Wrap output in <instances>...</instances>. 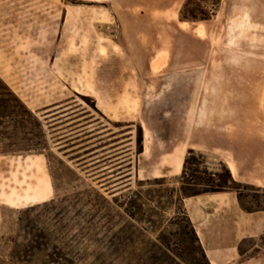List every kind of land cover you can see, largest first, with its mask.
Returning <instances> with one entry per match:
<instances>
[{"label":"rangeland","instance_id":"374dc122","mask_svg":"<svg viewBox=\"0 0 264 264\" xmlns=\"http://www.w3.org/2000/svg\"><path fill=\"white\" fill-rule=\"evenodd\" d=\"M62 1L68 17L62 33L51 34V49L35 50L30 65L21 63L25 49L15 52L18 60L0 64V78L39 120L46 140V149L0 154V255L9 253L8 239L18 237L27 212L46 229L50 243L59 239L65 252L84 255L88 263L101 250L95 240L105 236L112 264H194L196 259L206 264L178 200L181 174L159 180L128 174L138 125L160 139L174 138L176 146L193 133L200 139L201 123L217 121L212 111L219 106L232 109L256 100L264 105V49L251 48L260 34L247 26L236 30L235 4L220 7L222 0L186 5L184 12L195 18L188 25L205 27L201 38L188 26L171 32L170 20L152 14L165 3ZM185 1L166 3L169 13L178 11L180 20ZM61 10L52 6V27L59 25ZM238 10L261 14L264 2H245ZM161 37L171 46L151 61ZM194 152L196 162L185 166V180L194 172L225 173L221 162ZM238 183L230 192L240 208L264 210V188ZM185 188L208 189L204 182ZM90 189L108 204L94 200ZM257 243L264 248V235ZM245 248L250 250L252 241Z\"/></svg>","mask_w":264,"mask_h":264},{"label":"crops","instance_id":"0c3cea01","mask_svg":"<svg viewBox=\"0 0 264 264\" xmlns=\"http://www.w3.org/2000/svg\"><path fill=\"white\" fill-rule=\"evenodd\" d=\"M138 1L165 3L152 14L170 20L171 32L174 29L184 32L185 26H188L189 33L197 38L206 34L204 26L201 30L180 21L178 11L174 10L172 15L169 13L170 7L166 3H181L185 0ZM253 1L264 2L222 0L220 7L223 3H234L236 30L247 26L251 33L260 34V39L255 41L252 38L254 42L251 48L264 49V11L259 14L257 11L238 10L239 5ZM59 5L62 6L61 20L57 27H52V6L59 8ZM67 8L62 0H0V60H4L0 64L8 59L18 60L15 53L18 49L27 50L21 62L25 60L27 65L34 63L35 50H50L51 34L62 33L68 17ZM53 18L57 20L58 13ZM246 18L249 19L247 23ZM157 30L160 31L159 28ZM141 31L140 35L146 34ZM159 41L153 46L155 54L151 61L171 46V42H168L170 46L166 45L162 37ZM153 69H156L155 63ZM100 110L107 114L108 110L101 107ZM212 112L219 115L218 120L199 124L204 131L200 139L193 133L176 146L174 138L160 139L154 130L141 124L142 152L133 156L134 164L128 168V174H133L139 180L179 176L181 173L176 174L172 169L173 162L181 157L184 159V152L193 150L224 164L236 182L264 188V105H259L256 100L250 105H236L232 109L219 106ZM127 139L131 140L132 137ZM128 158L131 159L132 155ZM182 206L209 264H264V248H260L257 243L264 235V210H242L236 194L230 191L184 197ZM248 241H252L250 250L245 248ZM251 251H255L254 254L244 259Z\"/></svg>","mask_w":264,"mask_h":264},{"label":"trees","instance_id":"16d2710c","mask_svg":"<svg viewBox=\"0 0 264 264\" xmlns=\"http://www.w3.org/2000/svg\"><path fill=\"white\" fill-rule=\"evenodd\" d=\"M189 2L190 0H186L180 10V21L182 22H189L190 20L195 19L191 11L184 12V9ZM201 20L203 21L205 19ZM142 141V129L138 125L135 141L137 154L142 152ZM45 146L46 140L41 123L20 98L0 78V154L13 153L17 150L30 151L46 149ZM194 156L195 152L193 150H188L184 159L180 177L182 180L181 188L178 196L181 205L182 198L184 197L231 191L235 188L234 186L240 184L233 180L228 168L222 163L221 165L225 171L223 175L211 174L210 176L205 177L194 172L190 174L187 180H185V166L191 161L193 163L196 162ZM121 176L122 175H120V177ZM212 177H216L217 179L214 181ZM194 182H204L208 189L191 191L185 188L188 185H192ZM98 185L101 188L106 189L107 192H110L109 194H111V196L116 194L113 193L115 190L107 189L106 182L98 180ZM89 193L93 195L94 200L99 199L102 200L103 203L108 204L106 199H104L96 189H90ZM242 209L247 212H253L243 207ZM124 212L129 218L134 219V213H131L126 208L124 209ZM183 214L186 217L185 211H183ZM24 215L25 217L20 219V234L17 238L8 239V243L10 244L9 253L5 256L0 255V264H112L107 255L105 236L101 239L95 240L101 250L91 257L92 262L88 263L87 261L89 258H85L84 255H72L70 252H65L64 248L60 246L61 242L59 239H54V242L50 243V235L46 229L38 227V225L30 221L27 212H25ZM186 219L188 221V228L190 229L191 235L199 246V255L206 264H209L190 221L187 217ZM166 263V261H164V263L162 262V264ZM194 264H201V262L196 259Z\"/></svg>","mask_w":264,"mask_h":264},{"label":"bare ground","instance_id":"6f19581e","mask_svg":"<svg viewBox=\"0 0 264 264\" xmlns=\"http://www.w3.org/2000/svg\"><path fill=\"white\" fill-rule=\"evenodd\" d=\"M183 155V154H182ZM172 163V162H170ZM182 166H183V158H178L173 162V171L176 172V174H180L182 171Z\"/></svg>","mask_w":264,"mask_h":264}]
</instances>
